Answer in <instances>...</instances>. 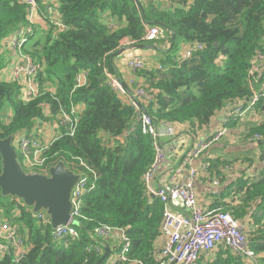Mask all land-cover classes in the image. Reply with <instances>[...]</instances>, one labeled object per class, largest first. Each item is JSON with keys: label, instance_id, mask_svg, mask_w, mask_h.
I'll use <instances>...</instances> for the list:
<instances>
[{"label": "trees", "instance_id": "trees-1", "mask_svg": "<svg viewBox=\"0 0 264 264\" xmlns=\"http://www.w3.org/2000/svg\"><path fill=\"white\" fill-rule=\"evenodd\" d=\"M36 1L42 7L43 0ZM57 1L65 29L48 25L36 38L40 31L36 26L37 32L23 48L41 66L39 96L24 101L17 83L0 78V138H15L57 121L73 107L86 106L75 134L62 130L48 156L51 167L64 162L71 171L86 175L92 189L83 197L78 239L55 240L50 223L39 220L20 200L3 197L1 190L0 223L18 228L28 249L21 264H99L107 250L101 264H113L109 259L115 251L119 253L121 242L114 251L109 242L99 240L95 231L105 225L125 230L130 238L127 264H155L164 209L149 196L142 181L154 160V149L135 123V108L108 84L107 75L116 74L115 62L123 55L115 54L133 45L156 51L162 70L154 64L139 72L153 97L141 107L157 124H189L196 134L219 114L252 100L260 91L264 82L254 81L251 67L254 58L264 53V0H170L164 6L152 0ZM28 15L21 0H0V73L6 65L3 41L28 25ZM146 25L159 26L164 39L144 41ZM125 40L130 43L127 47L122 45ZM182 43L203 48L182 60L177 54ZM82 73H87L86 84L76 88ZM245 126V142L254 136L255 145L264 141V121ZM258 147L264 162V145ZM209 163L212 176L220 180L231 175L220 173L222 167H234L224 158ZM2 168L0 156V174ZM235 189L230 186L226 192L240 198V204H224L223 209L237 220L250 219L248 237L259 263L264 264V169L258 179L257 174L242 176ZM0 264H14L13 252ZM198 264L247 263L220 248L210 260Z\"/></svg>", "mask_w": 264, "mask_h": 264}, {"label": "built area", "instance_id": "built-area-1", "mask_svg": "<svg viewBox=\"0 0 264 264\" xmlns=\"http://www.w3.org/2000/svg\"><path fill=\"white\" fill-rule=\"evenodd\" d=\"M21 1L29 10L28 25L20 27L4 39L3 48L14 45L15 50L22 49L19 54L22 61L15 65L11 82L19 85L23 92V100L30 102L36 99L41 92L38 84L41 66L23 50L24 45L30 36L35 34V27L39 19L45 20L47 25H54L60 30H64L65 26L61 22L59 6L55 4L54 0H43L42 7L36 0ZM193 1L189 0V3ZM161 39H164V33L159 26L146 25L144 41L153 42ZM7 41L9 42L5 44ZM202 48L203 46L200 44H190L180 57L182 60L190 59L194 52ZM127 66L133 73H138L150 65L148 66L146 58L132 56ZM156 67L158 70H162L161 66ZM251 71L256 83H260L262 80L264 82V53H260L254 58ZM86 75L87 73H82L77 76L76 88L86 84ZM107 78L111 88L119 95L125 96L129 105L135 108L137 112L135 123H137L141 134L149 137L152 141L154 160L143 174L142 181L149 196L158 199L164 209L160 239L162 242L157 244L155 264H198L200 260H210L220 248L231 250L235 256L247 264H260L258 255L252 248L248 237L250 219L237 220L232 214L225 212L222 207L209 208L200 202L196 184L199 180L210 179L212 174L209 160L203 162L201 168L196 167L195 162L222 142L230 133L231 126L241 120L246 112L254 111L260 105V107H264V83L261 84L260 91L254 94L252 100L231 106L223 114L220 127L216 131L209 136L200 137L190 131L189 124L183 131H180L177 124L174 123L157 124L141 107V105L143 106L142 102L147 104L153 98L146 91L145 86H138L132 93H129L117 72L108 74ZM78 120L79 113L73 107L71 112H62L57 121L47 124L56 132L52 140L43 137L42 125L15 137L13 144L22 169L27 173L48 176L52 168L49 163L48 151L52 144L59 139L62 130L69 136L75 134ZM182 137L196 139L186 152L180 155L175 166L169 169V174L166 175L164 167L167 165V154L163 142L168 139H177L179 144H183ZM247 142L254 143L255 136L248 139ZM234 169V167L227 166L222 167L220 171L227 174ZM78 175H80V179L71 197V218L67 225H60L53 229L54 239L60 242L68 238H79L80 223L78 220L83 207V197L92 187L89 186L86 175ZM164 175H166L165 178ZM210 185L216 194L221 188V181L213 179L210 181ZM178 201L181 202L180 205L175 204ZM37 215L39 220L50 223L45 212H40ZM76 222L79 225L75 226ZM95 234L99 240L106 242L112 236H116L121 242V248L118 253L119 258L114 259L112 263H128L127 253L130 250L131 241L126 236L125 230L105 225L96 229ZM100 250L101 248L97 249L98 252ZM12 252L14 264H21L27 253L24 240L16 226L9 222L0 223V259ZM132 264L143 263L134 262Z\"/></svg>", "mask_w": 264, "mask_h": 264}, {"label": "crops", "instance_id": "crops-1", "mask_svg": "<svg viewBox=\"0 0 264 264\" xmlns=\"http://www.w3.org/2000/svg\"><path fill=\"white\" fill-rule=\"evenodd\" d=\"M54 1L55 4L59 6V2L57 0ZM142 1L145 3L150 0ZM152 1L157 2L158 4H162L163 6L170 3V0ZM37 26L40 29L39 32H43V30H46L47 24L45 20L39 19L37 22ZM122 45L127 47V45H129V41H123ZM189 45L190 44L182 43L179 49L185 51ZM156 53L157 52L153 49H131L124 52L123 55L116 60L115 66L117 69V73L119 74L120 79L129 89L134 90L138 86L146 87V81L143 77H139V72L133 73L128 68L127 63L129 59L132 56L141 54V57L147 59L149 65L154 66L155 64V66H158ZM5 57L7 66H5V69L1 71L0 78L2 81L10 82L15 65L20 63L22 59L16 50L13 52L9 51L8 55ZM85 108L86 106L84 105L77 108V112L79 113V115L82 114L83 111H85ZM261 109L262 111H260ZM248 112H246V115L241 120H239V122H236L231 126L230 133L226 138H224L222 142L212 148L210 153L204 155L200 160L195 162V166L201 168L202 163L207 160L224 158L227 161H232L235 168L232 172H230L231 175H228L227 177L225 176V180H220L221 188L216 194H214V190L210 185V181L213 179H217V176H212L208 180H199V182H197L196 189L199 195V200L203 205L209 208H224V204L238 206L240 204V198L233 196L232 194H227L226 190L228 189V187L232 186V189L236 190L235 185L242 178V176L248 178L249 176L253 177L257 174V177H260L261 172L264 169V162L261 161V147L256 148L255 143H247L245 142V139L242 138V136H244L243 134L246 129V124H260L262 121H264V107H259L254 111H250L249 113ZM223 114L224 113L219 114L207 126H205L203 129H200L196 133V135L202 137L216 131L220 127L222 118L224 116ZM187 126L188 124H177V127L180 131L185 130ZM55 135L56 132L50 126L43 132V137L47 140H52ZM181 139L184 140L183 144H179L177 142V139H168L163 142L167 154V165L164 167V173H167L166 175L169 174V169L175 166L180 155L186 152V150L190 147V145L196 138L193 139L190 137H182ZM245 158H251L254 160V162H245ZM221 172L224 174L223 171H220V173ZM166 175H164V178L166 177ZM107 242H109L110 247L114 251L120 245L119 240L116 236H112ZM161 242L162 240H159L158 244H160ZM25 249L28 251L26 246ZM115 253L117 252L115 251L113 254ZM113 260L114 259L112 257L109 259L110 262H112Z\"/></svg>", "mask_w": 264, "mask_h": 264}, {"label": "water", "instance_id": "water-1", "mask_svg": "<svg viewBox=\"0 0 264 264\" xmlns=\"http://www.w3.org/2000/svg\"><path fill=\"white\" fill-rule=\"evenodd\" d=\"M131 49H144V46L133 45L123 48L115 56L122 55ZM14 139L13 135L5 139L0 138V156L3 164L0 174L2 196L20 200L32 209L34 214L45 212L53 229L60 225H67L72 212V192L79 182L80 175L68 169L64 162H59L52 167L48 176L25 172L14 148ZM259 145H264V142L257 143L255 147L258 148ZM175 204L180 205L181 202L178 201ZM77 225H79L78 222L75 226ZM108 253L109 250L99 264L106 259Z\"/></svg>", "mask_w": 264, "mask_h": 264}, {"label": "rangeland", "instance_id": "rangeland-1", "mask_svg": "<svg viewBox=\"0 0 264 264\" xmlns=\"http://www.w3.org/2000/svg\"><path fill=\"white\" fill-rule=\"evenodd\" d=\"M47 24V23H46ZM38 28V27H37ZM48 28V25H47V27H46V29ZM38 30V29H37ZM37 30H36V32H37ZM35 32V33H36ZM41 33L42 32H39L38 34H36L37 36H36V38H38L39 36H41ZM44 35V34H43ZM42 35V36H43ZM29 40H31V38H29ZM29 40H27V43L29 42ZM9 41H7L5 44H7ZM26 43V44H27ZM25 44V45H26ZM169 46V45H168ZM168 48V47H167ZM164 49H166V48H164ZM24 50V49H23ZM9 51H15V48H14V45H9L8 47H6V48H4V49H1V53H3L5 56H7L8 55V53H9ZM19 54H20V52L22 51V49L20 48V49H18V50H16ZM184 52V50H182V49H178V52H177V54L180 56L182 53ZM148 63V62H147ZM5 66H7V64L5 65ZM148 66H149V63H148ZM5 69V68H4ZM3 69V70H4ZM2 70V71H3ZM10 82H11V80H10ZM49 126L47 125V124H44V125H42L41 126V132H44V130L46 129V128H48ZM217 153V152H216ZM252 155V154H251ZM250 155V156H251ZM111 257L113 258V259H118L119 258V255H118V253H115V254H112L111 255Z\"/></svg>", "mask_w": 264, "mask_h": 264}]
</instances>
